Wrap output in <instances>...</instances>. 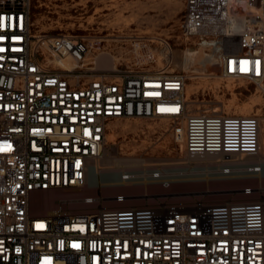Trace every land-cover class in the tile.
<instances>
[{
	"label": "built area",
	"instance_id": "built-area-1",
	"mask_svg": "<svg viewBox=\"0 0 264 264\" xmlns=\"http://www.w3.org/2000/svg\"><path fill=\"white\" fill-rule=\"evenodd\" d=\"M33 1L0 0V264H264V197L127 206L116 187L172 182L140 156L117 158L139 168H116L107 141L113 121L165 119L193 173L257 175L260 117L190 111L187 76L158 66L147 44L123 64L91 58L84 35L33 32ZM183 1L182 35L264 98V0ZM44 193L51 213L34 208Z\"/></svg>",
	"mask_w": 264,
	"mask_h": 264
},
{
	"label": "rangeland",
	"instance_id": "rangeland-1",
	"mask_svg": "<svg viewBox=\"0 0 264 264\" xmlns=\"http://www.w3.org/2000/svg\"><path fill=\"white\" fill-rule=\"evenodd\" d=\"M183 13V0H34L33 32L84 35L91 45V58L104 51L118 57L123 64L133 63V57L141 53L143 44H147L148 48L154 50L158 66H167L168 70L187 76L185 95L190 111L216 112L225 116H259L260 157L264 159L263 96L253 83L243 79L225 78L212 61H205L203 50L193 39H186L182 35L180 26ZM193 50L198 53L188 67L184 63L186 53ZM101 56L103 58L104 55ZM104 58L108 60V64H112V59L106 55ZM245 103L254 104L247 115L241 114V106ZM107 141L112 146L111 151L116 152V168L141 166L117 160L128 155L143 157L150 165L160 164L166 174L176 173L172 168L190 164L185 161L179 163L180 147L174 142L165 119L113 121L109 124ZM220 180L227 182L226 185L219 186L215 183L217 181L212 179L202 180L200 182L204 186L199 189L183 187V184L188 182L180 180V177H173L168 186L161 183L130 184L116 187L115 191L124 192L126 195H139L136 199L128 200L127 206L153 205L158 202L187 205L196 201L218 204L264 197L262 172L256 176ZM206 183H210V187L205 186ZM246 185H252L257 190L250 196H244L241 194V188ZM129 189L135 192L130 193ZM92 193L93 189L83 192ZM100 193L101 197L108 199L112 189L100 188ZM49 196V193H44L39 199L50 200ZM41 201L38 200L37 205ZM103 203L108 206L109 201L105 200ZM54 209L56 207L52 203L48 213Z\"/></svg>",
	"mask_w": 264,
	"mask_h": 264
},
{
	"label": "bare ground",
	"instance_id": "bare-ground-1",
	"mask_svg": "<svg viewBox=\"0 0 264 264\" xmlns=\"http://www.w3.org/2000/svg\"><path fill=\"white\" fill-rule=\"evenodd\" d=\"M197 53H198V51H194V50L193 51H188L186 53L185 62H184L186 66L189 67L190 64L193 63ZM101 55L97 56V59H96L97 63L99 65H102L104 67H109L110 65H112V64H108V60L106 58H104L105 55L103 56V58H102ZM253 105L254 104H252V103L243 104L241 106V114L247 115L248 112L253 108ZM113 131H115V130H113ZM255 161H258V162L261 163V165H262V173H264V159L259 156V157L255 158ZM179 163H183V162H179ZM194 168H196V167L195 166H191L190 164H187L186 167H175V168H172V171L176 172L174 174H166L165 171L162 170L164 173L161 175V178H163L162 180L164 181V184H165L167 181L172 180L173 177H180V180L182 179V180H185V181L188 182V183H184L183 187H186V188H199L200 189V188H202L204 186L200 182L202 180H206V181L210 180V179L216 180L217 182H215V183L219 184V186H224V185H226L227 182L222 181L220 179L230 178V177H238V176H256V174L254 173L253 170H245V171H240V172H234L231 176H223V175H221L219 173H217V174L202 173V172H194L193 173V171L195 170ZM110 178H111V176L109 175V173H103L102 176H101V179H99V181L103 182V181H106V180H110ZM260 184H261V182H260ZM127 185L130 186V184H126L124 186H127ZM142 185H146V184H142ZM122 186L123 185L118 186V187H122ZM205 186L210 187V183H206ZM208 190H210V189H208ZM226 190H230V189H226ZM256 190H257V188H256ZM128 192H130V193L133 192L134 193L135 191H132L131 189H129ZM144 195H146V194H143V196ZM96 196H97V198L99 200H103V201L104 200H108L105 197H101L100 189L97 191ZM127 196H128V200H131V199L138 198L137 196H139V195L138 194L137 195H134V194L131 195L130 194V195H127ZM39 197H41V196H39ZM38 200H42L39 203V205H37V201ZM52 203H54V202L52 200L51 201L48 200L47 198H43V199H39L38 198V199H36V201H34V206H35L34 208L40 209V210L48 213L50 211V209H51V204Z\"/></svg>",
	"mask_w": 264,
	"mask_h": 264
}]
</instances>
